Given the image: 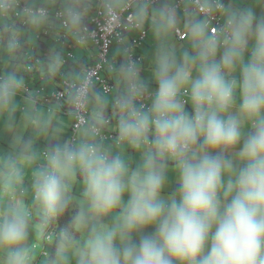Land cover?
Returning a JSON list of instances; mask_svg holds the SVG:
<instances>
[{
	"label": "clouds",
	"instance_id": "9594fccd",
	"mask_svg": "<svg viewBox=\"0 0 264 264\" xmlns=\"http://www.w3.org/2000/svg\"><path fill=\"white\" fill-rule=\"evenodd\" d=\"M42 1L0 2V8L7 7V11L0 14V23L7 22L0 26V31L3 30L0 45L10 50L20 48L29 51L26 61L22 62L27 67L22 77L37 86L43 85L32 97L28 85L23 86L15 79L0 82V110L10 106L18 88L24 97L33 100L36 111L56 105L63 109L62 114L73 119V124L68 145L40 154L42 161L40 168L33 172V185L29 184L22 190L13 189V192L7 188L3 191L13 197L10 205L0 209V247L7 254L6 264H28L30 261L33 251L28 253L25 241L29 228L34 230L33 236L28 237L31 243L39 229L37 212L44 221H49L43 225L44 230L39 229V238L44 251L42 257L49 258L47 248L53 247L52 253L49 248L54 260L52 264H67L70 250L76 264H264V19L256 24L253 31L251 11L232 14L227 21L221 22V27L209 19L192 24L188 20L181 24L180 13L167 14L168 17L157 28V35L173 26L175 33L190 28L192 35L189 38L197 41L199 50L195 56L185 53L183 62L179 64L171 56L162 55L155 73L158 83L155 91H149L141 81L148 65L147 55L144 52L135 55V70L131 68V59L126 62L129 53L137 47L135 42H141L143 38L126 35L122 42L125 48H113L109 65L102 71V78L108 82L111 93L106 94L100 84L91 86L86 102L89 115L83 118L75 111L77 94L73 91L68 93L67 85L79 88L88 80L89 72L99 65V48L91 50L94 52L93 63L86 68L85 77L79 83L67 78L69 66L76 65L77 57L57 59L52 71L57 65L55 75L59 80L52 78L58 85L51 90L46 78L34 75L41 64L27 60L35 51L13 42L26 25L29 27L27 31H31L53 13V8L42 5ZM80 1L86 8L94 2ZM150 1L132 0V5L124 10L128 19L120 21V25L125 26L126 31H142L140 26L146 25L145 16L153 12L148 8ZM228 1L223 0V3ZM114 6L109 7V12L115 20L118 13H115ZM193 6H198L195 1L177 2L176 6L164 11L168 13L182 8L184 13L191 11ZM220 7L216 5L219 14ZM159 8L163 6L159 5ZM39 9L42 11L36 14ZM205 9L211 10L212 7L205 3ZM59 10L68 11V15L62 18L68 19L71 25L84 22L80 16L86 14L77 3L61 5ZM158 13L154 12L156 18H164L163 13L162 17ZM194 14L199 15V12ZM88 16L97 18L99 14ZM207 23L220 31L215 33L212 29L209 32ZM90 29L85 27L86 31ZM78 34L84 32L63 34V39L54 44L62 45L69 37ZM250 36L254 44L250 59L245 61V46ZM41 41L36 40L34 45ZM24 42L31 43L29 38ZM131 47L134 50H128ZM117 49L121 51L118 61H115ZM217 51L223 52L219 62L215 59ZM238 64L241 79L227 78L224 70H233ZM193 65L197 66L195 78L192 76ZM12 67L14 71L19 69L17 64ZM118 76L126 78L124 93L118 89ZM151 81L152 78L149 83ZM133 85L138 87L136 94L140 89L141 96H151L146 101L147 111H142V105L138 103L140 107L137 108L132 104ZM237 88L240 90V105L238 115L234 116L230 110L235 104ZM91 89L101 97L103 105L107 98L112 99L110 111L102 108L95 113L90 108L93 100ZM62 92L65 93L64 98L59 97ZM241 117L253 121L251 127L254 131L244 140L239 152L244 166L235 170L231 160L224 157L243 135ZM116 126L120 132L115 131ZM95 131L99 137L95 136ZM111 134L116 136L115 141L107 138ZM90 138L93 141L89 142ZM127 141L135 149L142 145L150 146L146 148L142 165L131 172L123 159L119 156L110 158L102 149L104 146L121 148ZM198 141H202L200 150L196 147ZM215 149L225 150L221 157L213 158L209 153ZM166 158L176 161L180 174L179 199L173 197L167 206L160 196L165 182ZM3 163L7 169L6 179L15 184L22 183L23 173L17 163L10 158ZM77 172L83 178V196L87 202V208L81 211L80 208H68L76 205L73 203L76 193L70 180ZM225 172L229 174L226 186L223 180ZM126 192L129 198L125 203ZM5 201L0 198V204ZM28 207H32L36 214L27 210ZM114 209H120L117 222L112 226L102 223L101 218ZM66 212L72 217L71 222L74 220L72 213H77L76 229L80 231L87 228L89 221L94 222L85 241L82 232L79 238L74 239L60 231V217ZM30 218L32 227H29ZM63 222L66 224V220ZM153 224L157 228L152 236L141 237L138 245L132 242L134 232ZM210 234L211 242L206 251ZM80 240L83 244L77 242ZM36 261L40 264L39 260Z\"/></svg>",
	"mask_w": 264,
	"mask_h": 264
},
{
	"label": "crops",
	"instance_id": "0c3cea01",
	"mask_svg": "<svg viewBox=\"0 0 264 264\" xmlns=\"http://www.w3.org/2000/svg\"><path fill=\"white\" fill-rule=\"evenodd\" d=\"M5 1L6 0H0V2H5ZM241 1L244 2L245 0H241ZM59 2H61V5L67 6L64 0H59ZM43 4L44 2H42V5ZM56 4H58V2L54 3L53 1V2H50L48 6L54 7ZM120 5L121 4H119L116 8H119ZM226 5L227 4H225V13H224L225 18L224 19L228 20L230 14L228 13V5L227 6ZM82 6H84V4H82ZM89 7L90 8L92 7V3L90 4ZM151 10L153 11V9ZM249 11H251L254 16L253 25H252L253 31H254L256 24L261 19H264V1L250 0V3L248 6L244 5L243 13H246ZM186 12L187 14L189 13V11H186ZM153 14L154 12L148 13L149 16H152ZM81 20H83V17L81 18ZM84 23L85 21L82 22V25H84ZM82 25L80 26L75 25V27H73V29L70 32L72 33L75 31L74 33H77L76 31L79 30ZM55 27H56V24L52 20H49V21L45 20L42 23H40L37 27H32V29L34 28L42 29V31L39 32L38 36L41 33H43L45 30H48L49 34L47 38H42L41 42L35 45L32 43L29 45V48L31 50H34L35 52L27 58L28 61H35L37 59L41 60V63H40L41 66L39 69H37L34 75H37L36 78L37 77L46 78L47 79L46 84L51 90H53L56 87V85H58V83L54 82L52 78L59 80V77L55 75V72L57 70V65H56V70L52 71L53 64L57 59L60 61L62 58H67L68 56V52H67L68 45L63 46L64 47L63 49L62 45L56 46L54 44L55 41L61 40V37L63 36L60 30L59 31L55 30ZM2 31H0V35H2ZM26 33H27V38H29L30 31L26 30ZM73 38L76 40L74 36ZM36 40H38V37ZM13 42L19 43L20 40L13 38ZM253 44H254V39L250 36L248 39V43L245 46V52H244L245 61H247L251 57V49L253 47ZM78 49L82 50V53H80V56L78 55V53H76L77 57L79 56V59L76 65H74V67L71 65L67 71L68 72L67 78L72 80L75 83H79L82 81L86 68H88V66H90L93 63V54H94V52L91 51L94 48L91 46L89 42L81 44L78 47ZM11 51L15 54L21 53V50L19 51V49H13ZM29 54L30 52L28 51V55ZM222 54L223 52L217 51L215 59L218 62ZM28 55H26V57ZM26 57H24V60L22 62L26 61ZM63 65L64 67H67L66 64H63ZM147 66L145 67L144 76L142 77L141 81L142 83H144V85L146 86L148 90L155 91L158 88V83L156 82L155 79H153L150 83H149V80H146L145 72L148 71ZM19 69H16L14 71V67L6 68L5 64H2L0 60V76L6 77L2 79L3 81L15 79L16 81H19L22 85V82L28 79H25L21 75L20 76L18 75ZM224 71H226L227 73V78H235L237 79V81L241 79V76H240L241 70H240L239 64L233 70H230V71L224 70ZM125 79L126 78L124 76L116 77V80L118 82V89L119 91H121V93L125 92V87L123 85ZM34 80H37V79H34ZM92 99L93 100H92V103L90 104V108L95 113H97L99 109H102V108L109 109L110 111L111 101L108 102V105L107 103L103 105L102 104L103 100L97 93L93 94ZM239 105H240V90L239 88H237L236 93H235V104L230 110L232 115L234 116L238 115ZM24 109H26V112H23ZM62 113H63V109H61L60 107L56 105H52L49 108H40L39 111H36L35 103L33 102V100L24 97L18 88L16 89L15 96L12 98L10 106L6 109L0 110V124L3 123L2 121H5V124L8 123L9 126L13 128L7 132L6 126H0V145L3 146V149H0V152L3 153L2 151L7 152L12 149L20 150L21 152H24L25 155H20L19 159H22V158L27 159V161H19L18 157H15V155L13 157V155H8L7 153H3V154H6L8 158L0 157V193H1L0 198H3L2 197L3 191H5V188L9 190L11 189L12 192H13V189L15 188V186H12L10 184L12 182L6 179L7 169L4 167V163H3L4 161L8 160L9 158L14 160L17 163V166H20V168H22L27 174L32 176V182L30 185H33V172L40 168L39 165L41 164V161H42L40 157V152L42 151L43 153H45V152L53 151L57 147L63 148L65 145H68L70 130L73 124V119L71 117L65 116ZM113 114H117V113L114 112ZM240 119H241V132L243 133V135L237 145H235L233 148L228 149L226 151L225 157H224L225 160H231L232 166L235 170H239L240 168L244 166V162L240 159L239 152H240V149L243 147L244 140L247 139L248 136L252 135L254 131V129L251 127L253 121L246 119V118H242V117ZM22 125H24L25 128L24 130L20 131L19 128ZM115 131L120 132L119 126L115 127ZM91 141H93V138H90L89 142ZM147 147H150V146L142 145L141 148L135 149L127 141V143H125L121 148H117L114 146H104L102 147V149L107 151L110 158H115L119 156L121 159H123L129 171L131 172L132 170H136L142 165L143 160H144V154H145ZM196 147L198 150H200L202 148V141H198V144ZM224 150L215 149V150H212L209 154L213 158H219L224 153ZM165 163H166V167L164 171L165 182L161 189L160 196H161V199L165 202V206H167V204L171 201V199L174 196L175 198L177 197L176 199H179L180 182H179V179H176L173 176L174 171L178 169L176 164L168 163V162H165ZM228 177H229L228 173L226 172L223 173V180H224L225 186L227 185ZM22 183L24 182L22 181ZM70 183L72 186L71 188L76 193L75 198L76 199L78 198L81 200L80 204H78L80 211L81 209H86L87 202H86L85 197L83 196L85 185H84L82 176L77 172L75 177H73L70 180ZM1 184L7 185V187L6 186L2 187ZM222 191L223 189L221 190V192ZM165 193H171L174 196L168 197V195ZM32 194H33V188H32ZM126 194L128 193L126 192ZM220 198L223 201L222 195ZM8 205H10V202L5 201L2 204H0V209L3 210ZM119 215H120V209H114L107 216L102 217L101 222L110 226L111 224H115L117 222ZM29 227H32V226L29 225ZM156 228L157 226L154 224L147 225L142 230L134 232L132 234V242L138 245L141 237L152 236L153 235L152 231L153 229H156ZM33 234H34V230L29 228L28 237L29 235L33 236ZM28 237H27V240L25 241V246L29 244ZM77 242L80 244H83L82 240L77 241ZM210 242H211V234L209 237L208 244L206 245V251H207L208 246H210ZM31 244H33V242ZM50 247L51 246L47 248V253L49 255V258L42 257V254L44 253V251H43V247L40 244V247L36 249V254L34 252L31 254L30 259H29L30 261H28V264H32L31 262H34V260H31L33 258L35 260H39L40 264H52V261L54 260H52L50 253H49ZM67 264H76V259L72 255L71 250L69 251V258H68ZM174 264H178V262H174Z\"/></svg>",
	"mask_w": 264,
	"mask_h": 264
},
{
	"label": "rangeland",
	"instance_id": "374dc122",
	"mask_svg": "<svg viewBox=\"0 0 264 264\" xmlns=\"http://www.w3.org/2000/svg\"><path fill=\"white\" fill-rule=\"evenodd\" d=\"M107 1L109 3H111L112 5H115V7H117L119 4H122L124 0H107ZM177 1L178 0H165L164 8L161 9V8L158 7V10H157V12H159L158 15L160 17H162V13H163V17L164 18H162V19L156 18L154 14L152 16H145V18H144V21L146 22V27H147L148 30H150V32H149V40H148V43H147V53H146L147 54V58H148V71L146 72V80H150L151 78H152V80L153 79L156 80L155 73H156V70H157V65H158L159 58L162 55L171 56L179 64V63L183 62V58H184V54L185 53H187L189 56H195V55H197V52L199 50L198 43H197L196 40L195 41L194 40H190V38H189V40L187 42H185V43L180 42L179 39L176 36L175 31H174V26L171 29H169L167 32L161 33L159 36L157 35V28L164 22L165 18L168 17V15H175V14L178 13V12L174 13V11H172V14H171L169 12L166 13L164 11L165 8H168V7H171V6H176ZM211 1L212 0H206L205 3L209 4ZM221 1L223 2V0H221ZM230 2H232V3H230ZM249 3H250V0H245L244 2L241 1V0H233V1L229 0L226 3L228 5V13L230 14V16L232 14H237V15L245 14V13H243L244 5L248 6ZM210 5H212V3H210ZM141 6H143V5H141ZM148 7L150 9L154 8V7H152V5H148ZM224 13H225V10L223 12V17H224ZM180 14H181V18H180L181 19V24L184 21L186 22L188 20H190L191 24L193 22H195V21H203L201 19L200 15L195 16V15H191L190 14L189 16H187V15H185L183 13V11L180 12ZM49 20H52V21L54 20V14L51 13L48 17H46V21H49ZM0 25L1 26H5V22H1ZM83 27H85V23H84ZM184 29H188L190 31V35H192L190 28H184ZM55 30L59 31V28L56 26ZM41 31H42V29H38V28H34V29H32L30 31L29 41L32 44L36 43V39L38 37V34ZM76 32H82V27L79 30H77ZM74 37L76 38L77 41L81 37H83L85 39V41L83 43H86V39H88V35H85V34H78V35H76ZM14 38L17 39V40H20V42L25 41V39L27 38V33L26 32L17 33V35ZM31 43H26V46H24V48H29V45ZM90 43H92V41ZM77 49L73 52V55L75 57H77L76 53L79 50V49L78 50ZM120 51H121V49H117L114 52L115 61H118V57H119L118 55H119ZM27 53H28V51H24V50L21 49V55L19 56V55L13 53L7 47H3V46L0 45V60H1L2 64H5L6 68H10L12 66H15L14 64H17L19 66V68H20L18 70V75L19 76L20 75L24 76L25 72H27V67L22 64V61L24 60V57H26ZM78 53L79 54L82 53V50H79ZM70 66H71V64H70ZM196 69H197V66L193 65L192 66V76H193V78H195L197 76V70ZM84 77H85V75L83 76V78ZM144 81H145V79H144ZM22 85L23 86L24 85H28L29 86V88L31 90L30 94H31L32 97H34L37 94V92L41 88H43V85L37 86V85H35V83L28 82V80H24L22 82ZM182 91H184V90L182 89ZM91 92L94 94V90L93 89H91ZM109 101H112V99L111 98H107L106 99L107 105H108ZM107 108H108V106H107ZM100 110L101 109H99V111ZM185 110H186V108H185ZM48 111H50V110H48ZM1 126H6V131L7 132L9 130L13 129V128H11L9 126L8 123L7 124H3L2 123ZM24 128H25V126L22 125L19 128V130L22 131V130H24ZM0 149H3V146L0 145ZM2 152L3 153H7L8 155H13V157L15 155V157H18L19 161H27L26 158L19 159L20 155H25V153L21 152L20 150L12 149V150L7 151V152L6 151H2ZM3 153L0 152V157L8 158L7 155L3 154ZM41 153H42V151L40 152V154ZM166 162L176 164V162H174V160H172L170 158H166ZM18 167H20V166H18ZM30 172H31V170H30ZM22 173H23L22 181L24 183L23 184H21V183L20 184H15L14 182L10 183L12 186H15L14 189L21 190V189L24 188V186H27V185L31 184L32 176L27 174L23 169H22ZM173 176L176 179H179V176H180L179 169L174 171ZM165 194H167L168 197L174 196L171 193H165ZM17 195L20 196L19 194H17ZM0 196H1V193H0ZM2 197L6 201H11L13 199L11 194H8V193H3ZM128 198H129V195L125 193L124 194V198H123L125 203L127 202ZM80 201H81L80 199H78V198L76 199L74 197L73 203H75L78 206V204H80ZM34 214H36V211H35ZM36 223H37L38 228L42 231V230H44L43 225L46 226V224L49 223V221H44L41 218V216L38 214V212H37V214H36ZM93 223L94 222L89 221L88 225H87V228L81 229V232L83 234V241H85L87 239L88 229H90L93 226ZM31 224L32 223L29 222V225H31ZM112 225L113 224H111L110 226H112ZM39 229L36 232V235L33 238V240H31L33 242V244H31V242H28L30 245L27 244L25 246L28 249V253L31 252V251L36 252L35 251L36 248L40 247L41 240L39 238V235H40ZM155 232H156V229H153L152 233L154 234ZM117 243H118V241H117ZM52 251H53V247L50 248V253H52ZM3 253H5V251H4V249L2 247H0V261H1L2 264H6L7 256L3 255Z\"/></svg>",
	"mask_w": 264,
	"mask_h": 264
},
{
	"label": "bare ground",
	"instance_id": "6f19581e",
	"mask_svg": "<svg viewBox=\"0 0 264 264\" xmlns=\"http://www.w3.org/2000/svg\"><path fill=\"white\" fill-rule=\"evenodd\" d=\"M26 1L27 0H6L5 2H12L13 4H16V3H18V2H23V3H26ZM59 2V0H44V1H42V2H44V4L43 5H46V6H48V4L50 3V2ZM65 1V4L66 5H68V4H73V3H77V4H79V5H81L82 6V4H83V2L82 1H80V0H64ZM193 1H195V3H196V5H198V6H194V10L196 11V12H199V15L201 16V19L203 20V21H206L208 18L206 17L207 15H206V13L205 12H203V11H201V8L203 7V8H205V4H204V2H205V0H181L180 2H182V3H187V2H193ZM41 2V3H42ZM59 4H61V2H59ZM158 4V0H151V2L149 3V5H152V7L153 6H158L157 5ZM217 4H219V5H221V7L219 8L220 9V14H219V12H218V9L216 8V5ZM112 4L111 3H109L107 0H94V2L92 3V7L90 8V7H88V8H86V7H84V6H82L83 7V9H84V13L86 14V16H80V20H81V18L83 17V20L85 21V27H91V29H90V31H86L85 30V27H83V25H82V23H79L77 26H80V25H82L81 27H82V32H84V34L85 35H88V39H86V42H91L92 41V43H90L91 44V46L94 48V49H96L97 48V45L95 44V40H97V39H100V36H95V34H97L100 30H103V29H115V30H117V32L116 33H114V36H116V37H118V34L119 35H121V30H123V28H124V26H122V25H120V21L122 22V21H124V20H126V19H128V14L125 12L124 13V10H127V8H128V6L129 5H132V0H126V4H125V7L123 8V9H118V8H116L115 6H114V8H115V13H118V15H116L118 18L117 19H115V20H118V25H116V26H114V27H107V26H104L102 29H95L93 26L94 25H97V24H99L100 23V20L101 19H107L108 21H115L113 18H112V15L110 14V12H109V7L111 6ZM200 5V6H199ZM64 6V5H63ZM49 7V6H48ZM211 7H212V9L211 10H208V14H213V16L214 17H217L218 19H219V21L220 22H222V21H227V20H225L224 19V17H223V12H224V10H225V4L221 1V0H215V1H213V3H212V5H211ZM5 11H7V7H5V8H0V14L2 15L3 13H5ZM42 10H37L36 11V14H38V13H40ZM172 11H169V13H171ZM7 14V13H6ZM52 14H54V22H55V24H56V26L59 28V30L62 32V34H66V33H69L72 29H73V27H75L74 25H71L69 22H68V19H63L62 18V16L63 15H68V11H66V12H63V11H60L59 9H53V13ZM89 14H99V17H95V18H91V17H88V15ZM49 16V15H48ZM47 16V17H48ZM198 16V15H197ZM30 20L32 21V16H31V18H30ZM46 20V18L43 20V21H45ZM82 20V21H83ZM2 22H5V24L7 23L6 21H2ZM1 26V25H0ZM207 26H208V31L210 32L212 29L214 30H218V31H220V29L219 28H217V27H213V26H210V25H208V23H207ZM80 27V28H81ZM29 27L26 25V29H25V31H20V32H26V30L28 29ZM75 32V31H74ZM74 32H72V33H74ZM48 34H49V31L48 30H45L43 33H41L39 36H38V40L39 39H42V38H47L48 37ZM178 35H179V37L181 38V40L182 41H184L185 39H186V32H184V31H180V32H178ZM108 36H111V35H108ZM61 39H63V36L61 37ZM85 41V39L83 38V37H81L78 41L77 40H75L73 37H69V40L66 42V43H64V44H62V47L63 46H66V45H68V50H67V52H68V56H67V58L69 59L70 57H72V55H73V52L81 45V44H83V42ZM19 43H21L22 45H23V47H24V45H26V43L24 42V41H22V42H19ZM111 47H113V44L111 45ZM64 48V47H63ZM21 49L19 48V51H20ZM27 55H28V53H27ZM131 56H133L132 54H129V56H128V58H127V60H126V62L127 63H129V61H130V57ZM35 61H37V63H41V60H35ZM64 66V65H63ZM0 82H4L2 79H0ZM28 91H29V89H27ZM34 263L36 264L37 263V261L36 260H34Z\"/></svg>",
	"mask_w": 264,
	"mask_h": 264
},
{
	"label": "built area",
	"instance_id": "2783aa9c",
	"mask_svg": "<svg viewBox=\"0 0 264 264\" xmlns=\"http://www.w3.org/2000/svg\"><path fill=\"white\" fill-rule=\"evenodd\" d=\"M200 6V5H199ZM201 11L206 13V17L212 21L213 23H216L218 26L221 27V22L219 21V19L217 17H214L213 14H208V10H206L205 8H201ZM108 20L107 19H101L100 23L97 24L99 27L95 28V29H102L104 26L107 27H114L116 25H118V20L115 21H110L107 24H105ZM215 30V29H214ZM90 31V30H88ZM117 30L115 29H103L100 30L97 34H95V36H100V39L95 40V44L97 45V47L99 48V65L95 70H91L89 72V76H88V80H86V82L79 88L77 87H73L70 85H67L68 90L67 92H75L77 94V100H76V104H75V111L78 112L80 115H82L83 118H88V110H86V102H88V98H89V88L91 86H93L94 84H100L103 86L104 92L106 94H110L111 93V87L109 86L108 82L106 80H104L102 78V71L103 69L109 65V59H110V55H111V51H112V47L111 45L118 42V43H122L123 42V37L121 35L118 34V37L114 36V33H116ZM217 32V30H215V33ZM214 33V34H215ZM111 35V36H108ZM140 41H136L135 45L137 46V44H139ZM128 50H134V47L129 48ZM131 68H133L135 70V66H136V58L135 56H131ZM135 85L132 86V103L133 105L137 108V104L142 105V111H147L148 110V105L146 104L149 99H151V96H141L140 92L141 90L139 89V94H136L135 89L138 87H134ZM60 98H64L65 97V93L62 92L59 94ZM120 104V103H119ZM119 104H117L119 106ZM120 107V106H119ZM83 122V120L81 121ZM98 132L95 131V136H98ZM108 139L115 141L116 140V136L114 134H111L107 137Z\"/></svg>",
	"mask_w": 264,
	"mask_h": 264
},
{
	"label": "trees",
	"instance_id": "16d2710c",
	"mask_svg": "<svg viewBox=\"0 0 264 264\" xmlns=\"http://www.w3.org/2000/svg\"><path fill=\"white\" fill-rule=\"evenodd\" d=\"M180 1L181 0H178L177 2H180ZM54 3H57V2H54ZM210 3H213V1H211ZM210 3H209V5H210ZM125 4H126V0L123 1V4H121L118 9H120V10L123 9L125 7ZM204 4H205V2H204ZM157 5L158 6H153L154 7L153 8V12H157L159 5L163 6V8H164V6H165V0H159ZM60 6H61V4H59V2H58V4H56L52 8L56 10V9H59ZM182 11H183V9L182 8H179V9L175 10L174 13L175 12L180 13ZM195 12L196 11L194 10V6H193L192 9H191V11H189L188 14H187V12H184V14L187 15V16H189L190 14L191 15H195L194 14ZM171 14H172V12H171ZM195 16H197V15H195ZM124 28H125V26H124ZM124 28L120 32L122 37H125L126 35H134L136 37L143 38V40L139 44H137L136 49L134 51H131L129 54H132L133 56H135L138 53L144 52L145 55H147L146 53H147V43H148V40H149V30L147 29L146 25L140 26V28L143 29L142 31H136V30L135 31H126ZM22 31H25V30H22ZM181 31L186 32V39L184 41H182L181 38L178 35V32L176 33V36H177V38L179 39L180 42L185 43V42H187L189 40L190 31L188 29H182ZM116 47H119V48L121 47V48L124 49L125 48V44L124 43H118V42H116V43L113 44L112 49L113 48H116ZM17 49H19V48H17ZM78 55L80 56L79 53H78ZM79 56L77 57V59H79ZM137 106L140 107L138 104H137ZM16 196H18V195H16ZM70 205H71V202H70L69 206ZM68 208L78 209L79 206L72 205V206H70ZM28 209L31 210L33 213H35V211H34V209L32 207H28L27 210ZM72 214H73V219H74L72 222L70 221L72 217H70L67 212H66V214L63 213L61 215V217H60V231H63L65 233H67L70 237H73L75 239V238H79L81 236V231L78 230V228L76 229L75 217L77 216V213L76 212H73ZM63 220H66V224L63 222ZM29 222L32 223V218H30V221ZM3 255L7 256L6 252L3 253ZM31 263L32 264H35L34 262H31Z\"/></svg>",
	"mask_w": 264,
	"mask_h": 264
}]
</instances>
